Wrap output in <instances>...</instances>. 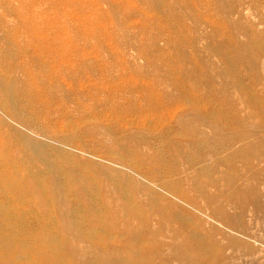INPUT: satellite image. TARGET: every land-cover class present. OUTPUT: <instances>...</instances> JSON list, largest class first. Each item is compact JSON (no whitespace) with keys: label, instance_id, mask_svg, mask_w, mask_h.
Here are the masks:
<instances>
[{"label":"rangeland","instance_id":"374dc122","mask_svg":"<svg viewBox=\"0 0 264 264\" xmlns=\"http://www.w3.org/2000/svg\"><path fill=\"white\" fill-rule=\"evenodd\" d=\"M0 159L37 182L0 174L4 258L33 233L91 264H191L197 234L264 264V0H0ZM86 194L142 214L99 227Z\"/></svg>","mask_w":264,"mask_h":264},{"label":"bare ground","instance_id":"6f19581e","mask_svg":"<svg viewBox=\"0 0 264 264\" xmlns=\"http://www.w3.org/2000/svg\"><path fill=\"white\" fill-rule=\"evenodd\" d=\"M115 102V101H114ZM63 124V123H62ZM61 126V125H60ZM12 162H5L3 160L0 159V174H3L7 179H6V183L8 184V187L15 190V191H24L26 189H36L37 188V182L35 179H32L30 176L24 175V174H15L14 172H12L11 170V165ZM27 174V173H26ZM4 176L0 175V183L4 182ZM164 186L166 187V185L164 184ZM77 192V191H76ZM57 196L59 198L61 191L59 190L57 193ZM79 194V192H78ZM11 196H15V194L11 195ZM82 200L83 202H88L90 201V199H97V202L94 203L93 205L88 206L84 212H82L80 215L81 217H84V219H89V221H94V223H98L99 227H104L107 228L111 231H119L122 232L124 231L128 225H130V220L131 218H135V217H139L142 213L140 211H132L130 208L123 210V209H116L114 208L112 205H110V201L106 196L103 195H96V196H87L86 195H82ZM27 203H30L28 201H26ZM59 207V206H58ZM8 210V209H7ZM54 210H56V214L59 213L60 216H62V218L64 216H66V214H64V210L62 212L61 209L59 208H55ZM58 212V213H57ZM124 216H126L124 218ZM100 218H104L101 222ZM226 219V218H225ZM140 220V218H139ZM227 222H230L228 219H226ZM150 220H145L143 222H141L140 224L138 223L139 226H142L141 228V232L142 234H144V239L150 238L148 240V242L150 243L152 241V230L147 227V224L149 223ZM82 222V221H81ZM232 224V222H230ZM67 224V223H66ZM234 226H237L235 224H232ZM67 226H61V228L57 229V232L60 233L59 235H63L65 238H68L67 241L69 240L70 236V230L67 229ZM231 229V228H229ZM164 230V228H163ZM232 230V229H231ZM43 231V230H42ZM23 233V231H22ZM33 233H29V235H27L26 237V242H25V250H22L23 247H11V255L10 258H4L2 256H0V263L2 261V264H12L11 262L14 259V254L16 253H30L32 257H34L36 260H39L40 262H43L45 264H91L92 262L87 261L84 259V253H82V251L80 250V248H78L77 244L74 242H70L67 243L66 241H63L62 243H60L58 246H52V244H49V240H42L44 239V237H42V235L39 236H33ZM12 236V235H10ZM58 239H60V237H57ZM28 239L31 240V242H33L34 245L33 247L29 246V242ZM192 242H191V248H195L197 250L201 249L203 252H206V255L201 258V259H193V261H191V264H200V263H208V264H220L219 260L221 259L220 262H224L225 259L223 258V254L222 252L218 251L215 253H212V255H210L208 253V251L212 252L214 248H216L218 245H213L211 246L210 244L212 243L209 239H207L206 237H199L197 234H195L192 238H191ZM30 242V243H31ZM152 243V242H151ZM158 246V248L156 247ZM176 247V243L173 241V247ZM179 246V245H178ZM177 246V248H178ZM67 247V248H66ZM160 245L159 242H155V248L153 245L148 246V248L154 249V251H158L157 253H160ZM180 247V246H179ZM222 247V246H221ZM104 249H110V247L105 246L103 247ZM223 248V247H222ZM22 250V251H21ZM20 251V252H19ZM186 251V255H179L174 257L176 259H178L180 262L179 264H184L185 259L189 258V255H187V250ZM173 257H167L165 258V261H172L174 259ZM42 259V261H41ZM115 259H118V256H115ZM104 260H106L103 255L102 257H99L97 260H95V263L99 261V264H103ZM33 262V263H32ZM30 262H24L26 264H34V260ZM22 263V262H21ZM20 263V264H21Z\"/></svg>","mask_w":264,"mask_h":264}]
</instances>
